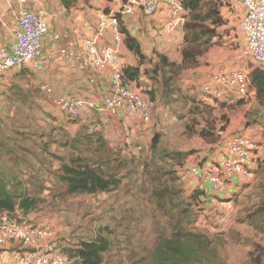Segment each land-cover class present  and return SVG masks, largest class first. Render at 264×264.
Returning <instances> with one entry per match:
<instances>
[{"label": "trees", "instance_id": "trees-1", "mask_svg": "<svg viewBox=\"0 0 264 264\" xmlns=\"http://www.w3.org/2000/svg\"><path fill=\"white\" fill-rule=\"evenodd\" d=\"M61 2L66 9L77 5V0ZM225 4L224 0H184L187 17L183 26L181 63L172 62L161 54H157L156 62L147 59L139 42L122 28V17H118L123 43L140 61L137 67H123L126 83H136L140 87L141 65L149 62L152 67L145 71V75L152 86L144 91L145 98L151 103L159 100L166 106L175 107L174 115L180 126H185L186 131H197L198 137H204L207 143L213 145L226 132L227 115H218L215 107L188 95L183 86L184 75L200 66L202 58L217 45L215 40L220 37V28L228 25L229 20L223 14ZM250 78L252 88L261 96L264 78L257 75H251ZM30 90L39 92L33 87ZM30 90L25 91L14 85L9 88L8 94L24 105L29 104L35 94ZM211 99L225 101L224 98ZM200 117L206 119L205 124L201 123ZM79 120L73 122L80 123ZM90 126H84L75 137L62 130L55 134L56 128L53 127L55 137L51 143L65 151L50 155L58 162V168L54 170L53 161L48 165L39 164L38 171L30 174L27 178L29 182L25 185L23 179L7 173L0 163V215L7 213L13 216L18 211L28 214L37 210L41 202L53 206L79 196L112 194L120 191L125 186L124 182L129 183L135 178L125 188V192L132 193V196L151 207L148 211L152 224L149 233L155 235V243L143 241L133 246L136 236L128 226L123 228L120 237L115 230L100 227L92 239L81 241L73 249L67 250L72 264H104V255L110 251L112 243L126 248L123 252L131 264H227L222 252L228 247L230 238L222 233L211 234L198 227L197 223L205 211L202 201L204 195L194 192L186 196L183 187L181 170L196 152L172 149L167 145L164 147V136L158 133L153 138L149 153L141 150L140 154H126L124 149L113 146L97 127ZM2 146L12 149L14 155L15 150H27L16 145L10 147L4 139L0 140ZM48 154L43 152L41 157ZM51 158L48 157L49 160ZM257 160L255 163L264 173V158ZM133 186L136 188L130 192ZM138 223L134 222L136 228ZM116 227L121 228L119 225Z\"/></svg>", "mask_w": 264, "mask_h": 264}, {"label": "crops", "instance_id": "crops-1", "mask_svg": "<svg viewBox=\"0 0 264 264\" xmlns=\"http://www.w3.org/2000/svg\"><path fill=\"white\" fill-rule=\"evenodd\" d=\"M122 1L123 0H77V5L74 8L66 9L61 0H29L27 7L31 12L41 13L45 17L49 25V31L42 40L39 52L32 62L21 71L7 72L0 79V94H8L9 88L14 85L19 86L25 91L30 90L34 86L39 91L35 94H37L38 97L40 95L43 96L42 99H38V97L36 99L40 108L45 111L47 117L50 116L52 119L57 120L54 122V125H56L55 134H57L59 130H62L75 137L81 133L84 126L91 127L90 125L93 124L92 127H96L97 125L95 124L99 123L97 130L100 131L113 146L124 149L126 154H131V152L140 154L141 150L149 153L153 138L156 134L161 132L162 126L171 124L175 125L178 129L180 123L178 118L174 115L175 107L166 106L159 100L156 101L153 103L152 121L150 123H144L136 114L125 117H112L102 112L101 107L103 102L110 93L109 72L96 70L89 64L87 59L85 42L91 37L92 33L86 25L95 26L100 13L117 14L120 10ZM228 4L231 7L227 8L225 12L223 11L225 18L230 21L238 19L239 24L241 10L231 3ZM20 7L21 4L19 0L0 1V46L9 47L14 42V34L18 29V10ZM228 10H232V14L226 13ZM169 20L168 9L167 7H163L159 13L152 17L145 15L141 11H137L133 16H122L121 23L124 31L139 42L142 53L147 59L156 62L158 60L157 54H161L172 62L181 63L182 49L184 47V31L181 29L178 32L169 33L167 31ZM99 46L100 48L115 46L111 34L106 35L99 43ZM226 47L227 45L222 49L219 47L212 48L204 58H202L198 68L188 71L187 77H192L196 80V83L202 84V82L205 83L215 75L218 69L224 68L227 73L233 70H243L248 72L250 76L257 75L264 78V66L246 56L245 40L242 39L239 50L233 55L234 59H230L229 61H226V59H229L228 56H232L229 54H233V52H230ZM118 59L124 68L137 67L140 65L138 57H136L125 44L118 47ZM151 67L152 65L149 62L141 65V89H151L152 83L148 76L145 75V71L151 69ZM191 72L194 74L190 75ZM131 86L134 87V83H131ZM183 88L185 89V85ZM194 89L193 92H188L187 94L196 97L199 102L207 103L215 107L218 115H227L228 123L224 137L229 139L235 135L251 139L261 147L257 157L258 160L263 159L264 89L263 92H261V96H258L256 90L252 88L253 93L250 98L244 100L237 97L235 94H231L224 97V102H216L208 98L198 90L197 86H195ZM72 97L82 98L94 103L96 106V108L90 112L87 110L83 111L84 115L81 120H79L80 123L74 124L70 122L66 116L63 118V108L66 102ZM154 129H156V131ZM136 132H140V136H142L140 138L141 141H138V143L134 140L133 142L127 141L124 135L128 133L134 134ZM176 139H186V137L179 133L176 135ZM223 142L214 145L210 143L207 144L206 142L204 148L201 146V151L198 153L196 151L193 155L195 156L198 154L197 156H191L187 160L186 165L198 162L203 164L222 162L225 159V154L221 152L220 148ZM56 146V144L51 143L52 148H56ZM208 148H213L215 150L211 152ZM179 149L184 150L182 145H180ZM3 151L9 154L12 150L8 148ZM60 151L62 152L63 150ZM47 157L51 158V156ZM51 161H53L51 164L54 170L57 169L58 162L52 158ZM255 168L256 163L252 166V171H254ZM29 172H31V174L33 173L32 170L28 169L27 173ZM26 178H28V176ZM181 178L186 196H191L194 192L198 194L203 193L204 216L207 217L212 216L209 211L212 208L210 206L217 207L223 203H227V201L239 194L242 188H244V183L240 179H235L227 187L226 192L218 194L213 191L209 185H202L194 177ZM47 186L50 187V184H47ZM205 197H207V199ZM221 199L223 201H220ZM69 202L67 204H69ZM35 215L36 210L28 214L18 211L14 216L30 223L35 221L32 223L35 225L44 224L43 221L35 219ZM73 240L72 238H67L68 247L74 248L72 247L73 245H70L75 244ZM50 242V240L44 241L43 245H47ZM15 245H18V247H14ZM1 248L6 250L4 255L8 257L7 260L12 259L16 264L17 256L22 251L19 243L15 241L8 242L0 246V249ZM117 258H122L125 264H131L127 262L124 256Z\"/></svg>", "mask_w": 264, "mask_h": 264}, {"label": "rangeland", "instance_id": "rangeland-1", "mask_svg": "<svg viewBox=\"0 0 264 264\" xmlns=\"http://www.w3.org/2000/svg\"><path fill=\"white\" fill-rule=\"evenodd\" d=\"M224 1L226 4L223 11L225 12V10L231 6L228 4V0ZM162 6L166 7L165 4ZM231 12L232 10H228L226 13L232 14ZM114 15L117 17L121 16L119 12ZM239 20V24L238 19L234 21L231 20L232 22L229 20L227 26L220 28V37L215 40L217 43L215 47L222 49L227 45L226 48H228L230 52H233V54H229L232 56H228L229 59H226V61L234 59L233 55L239 50L242 39L245 40V36L241 30V18ZM183 26L181 29H183ZM226 73L227 71L223 68L220 70L218 69L215 75ZM191 74L194 73L191 72L190 75ZM186 76L187 75H184L186 93L193 92L195 86H197L198 90L208 97V95L203 92L202 85L204 82H202V84L196 83L195 79L192 77L186 78ZM141 85L138 87L137 84L134 83V89L145 98V90L141 89ZM34 88L35 87L33 86V89ZM30 91L35 93L34 90ZM228 95H231V93H223L221 99ZM37 97V94L32 95V99H30L32 101H30L29 104L23 105L21 102L15 100L13 95L10 96L6 93L0 94V100H2L3 104L0 109V140H6L10 147H15L16 145V147L21 146L22 148L27 149L26 151L15 150L16 154L14 155V152L8 154L3 151L8 149L7 146H2L3 148L0 147V163L4 166L7 173L18 175L20 179H23V184L29 182L26 177H29L31 172L27 173L28 169L32 170L33 173H36L38 171L37 169H39V164L42 163L48 165L50 163L51 160H49L47 156H53L54 153H60L58 146L52 148L50 145L53 141L52 138L55 137L52 128H56L54 122L57 120L52 119L50 116L47 117L45 111L42 110L39 103H37ZM42 98V95L38 97V99ZM63 114V118L66 116L70 122H73L68 118V114L64 108ZM204 119V117L199 118L201 123L205 124L206 119ZM95 125L99 126V123ZM197 125L198 124H195L194 126ZM200 127L201 126L199 125V128ZM178 129L175 125L171 124H165L162 126L160 133L164 136V147L167 145L172 149H179L180 145H182L184 150H193V152L197 151V153L201 151V146L204 148L206 143L204 140L205 138L198 137V134H196L197 131L196 133L195 130L194 132L192 130L186 131L185 126L182 127L180 125ZM154 130L156 131V129ZM179 133L185 135L186 139H176V135ZM225 134L226 132L221 135L217 144L226 140L224 137ZM124 136L127 141L129 140L133 142L134 140L137 143L138 141H141L140 138L142 137L140 136V132L134 134L128 133ZM45 139L47 141H44ZM208 149L211 152L215 150L213 148ZM43 152L49 153L47 156H44L45 159L41 157ZM64 152L65 151L63 150L62 153ZM34 154H37L36 156L38 157L35 158ZM197 155L198 154L195 156ZM40 158L42 160H40ZM201 164L203 163L198 162L191 164V166H202ZM255 169H257L256 174L252 171V181L249 184L243 185L244 188H242L239 195L235 197L233 201L229 200L227 203H223L217 207L210 206L212 208L209 211L212 216L207 217L202 213V216L197 223L199 228L204 229L211 234L222 233L230 238L228 247L222 252V257L227 264H264V213H262L264 212V173L259 170L258 164H256ZM133 181L129 183L128 181L124 182L125 186H123L120 191L112 194L79 196L60 204H53V206L41 202L36 210L35 219L43 221L44 224H39L40 226L52 230L54 238L53 240H50L51 242L49 244H56L57 251L66 255L69 254L68 251L70 249H73L67 246V238L74 239L73 242L75 244L70 245L75 247L81 241L92 239L99 231L98 229H100V227H109V229L118 232L119 234L117 235L120 237V233L124 231L123 228L128 226L130 232L135 233L136 236L133 246H137L143 241H147L149 244L155 243V235H150L149 233V228L152 224L148 211H150L151 207H148L144 202H141L138 198L132 196V193L127 194L125 192V188L127 189V186L131 185ZM135 188L136 186L131 187L130 192L134 191ZM68 202L69 204H67ZM12 217L18 218L14 215ZM134 222H139L138 228L134 226ZM117 225H119V227L121 226V228L118 229V227H116ZM14 247H18V245H15ZM125 249L126 248L123 246L120 247V245L118 246L117 244L112 243V248L104 255V264H125L122 258H119L120 260L117 258L123 256L127 257L125 253L123 254ZM5 251L6 250L2 248L0 249V264H15L14 260H7L8 257L4 255Z\"/></svg>", "mask_w": 264, "mask_h": 264}, {"label": "built area", "instance_id": "built-area-1", "mask_svg": "<svg viewBox=\"0 0 264 264\" xmlns=\"http://www.w3.org/2000/svg\"><path fill=\"white\" fill-rule=\"evenodd\" d=\"M5 1V0H0ZM29 0H19L18 29L14 42L9 47L0 46V79L10 71H20L32 62L39 52L42 40L49 31V25L41 13H33L27 7ZM241 10V30L245 36V54L264 66V0H228ZM166 5L169 12V33L180 31L186 21L184 0H123L119 14L133 16L138 10L147 16L156 15ZM91 37L85 42L89 64L99 71L109 72L110 93L104 100L101 111L112 117L136 114L144 123L152 121L153 103L143 98L131 84L126 83L123 67L118 59V47L123 44L119 18L114 14L100 13L97 24L86 25ZM111 34L115 46L100 48L99 43ZM203 92L211 98L221 99L223 93L235 94L241 99L250 98L252 81L248 72L231 71L212 76L203 85ZM0 100V109L2 108ZM94 103L72 97L64 110L71 121L82 118L83 111H92ZM225 154L222 162L192 167L185 165L182 177H194L203 185H209L220 194L235 180L249 184L253 179L252 166L258 157L260 145L242 136H232L221 144ZM54 233L44 226L18 220L5 213L0 215V246L17 242L22 248L16 264H72L66 254L58 252L53 240Z\"/></svg>", "mask_w": 264, "mask_h": 264}]
</instances>
